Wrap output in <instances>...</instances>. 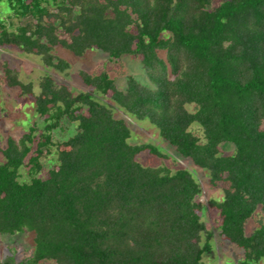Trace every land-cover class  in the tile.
Returning <instances> with one entry per match:
<instances>
[{
    "label": "trees",
    "instance_id": "16d2710c",
    "mask_svg": "<svg viewBox=\"0 0 264 264\" xmlns=\"http://www.w3.org/2000/svg\"><path fill=\"white\" fill-rule=\"evenodd\" d=\"M6 1L0 48L34 55L60 73L70 64L53 53L57 47L79 58L90 50L112 59L135 56L154 85L130 75L120 89L105 71H80L89 91L74 93L45 74L35 94L33 82L3 63L7 86L32 97L43 120L0 148V236L34 234L27 264H203L214 252L195 174L141 165L142 153L166 156L150 143L132 145L128 120L116 118L98 95L148 121L180 157L207 173L212 187L228 184L221 201L209 202L220 236L243 250L239 264H261L264 0L217 6L213 0ZM63 122L76 131L54 141ZM227 144L232 155L222 153ZM53 148L57 164L39 178L44 152ZM24 167L28 182L21 180ZM258 211L262 221L248 234Z\"/></svg>",
    "mask_w": 264,
    "mask_h": 264
},
{
    "label": "rangeland",
    "instance_id": "374dc122",
    "mask_svg": "<svg viewBox=\"0 0 264 264\" xmlns=\"http://www.w3.org/2000/svg\"><path fill=\"white\" fill-rule=\"evenodd\" d=\"M213 6H217L222 0H213ZM10 9L7 1L4 0L0 4V18L7 19ZM53 53L58 57L66 60L70 64V69L65 73L45 67L41 60L34 55H25L15 48H0V148H4L8 137L19 140L32 125H42L43 120L36 115L35 104L32 97L23 95L19 88H9L7 86L5 75L3 72V63H9L13 68L17 69L20 78L24 82H33L34 92H39L38 82L45 74L51 75L57 82L65 83L70 86L74 93L89 91L80 81L78 73L86 71L92 75H97L105 71L115 80L116 85L120 89H124L126 78L135 76L142 84H147L154 88L146 78L141 61L135 56H123L120 59H112L97 50L88 51L82 58L74 56L62 47L54 49ZM160 56L165 58V53L160 52ZM97 99L107 105L116 118H125L128 120L131 128L132 145L150 143L158 147L162 154L166 157H158L142 153L138 156V162L145 167H167L172 172L179 169H188L195 174L202 189V194L198 201L203 205L202 219L206 223L208 231L213 233L212 244L214 252L206 256L203 264H239L243 258L244 252L224 241L220 236L219 216L218 212L209 207L211 200L221 201L224 192L228 188L227 183H219L216 187H212L208 183V175L205 171L195 167L188 160L180 157L173 148L164 142L158 130L148 121H138L134 117L126 114L109 98L97 96ZM192 110L193 107H190ZM193 132L197 136H202V130L193 126ZM76 131V125L63 122L61 127L54 132V141H64L72 136ZM235 148L232 144L222 146L224 155H232ZM3 162V156L0 153V163ZM43 169L38 174L39 178L45 179L48 172L57 164V154L55 149H51L49 153L44 152L41 159ZM21 180L30 181L28 168L21 169ZM262 221L260 211L252 218L247 226V233H251L258 227ZM34 252V234L24 231L15 235L0 236V262H10L12 264H27L32 258ZM38 264H55L53 261H42ZM261 264H264L262 261Z\"/></svg>",
    "mask_w": 264,
    "mask_h": 264
}]
</instances>
